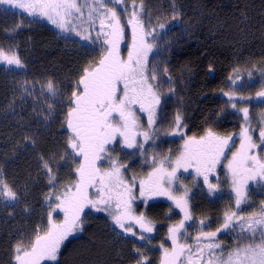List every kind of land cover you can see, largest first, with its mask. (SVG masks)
<instances>
[{"label": "rangeland", "instance_id": "374dc122", "mask_svg": "<svg viewBox=\"0 0 264 264\" xmlns=\"http://www.w3.org/2000/svg\"><path fill=\"white\" fill-rule=\"evenodd\" d=\"M23 2H28V0H23ZM102 2L106 7H101V0H75L80 11L77 12L73 9L70 15L65 16L63 29L53 24L47 17L30 15L25 9L0 4V31L3 34L0 40V49L8 53L14 52L23 65L18 67L0 62V74L6 80L1 82L5 84L9 93L7 101L0 103V138L3 139L0 146L4 147L5 150L4 154L3 151H0V181L7 183L17 193L16 200H9L0 196V236L8 235L15 246L20 244L22 248L30 249L35 236L46 232L48 225L45 218H41L40 213L39 219H37L36 209L31 208L33 203L31 196L26 197L31 199L27 204L17 183L10 182L4 166L28 155L31 158L29 160L36 162L37 167L40 166L45 174H49L50 177L55 175L53 170L56 169V161L60 151L52 152L49 156L51 160H48L45 154L39 153L38 144L46 136L53 137L56 142L58 138L56 130L59 127L66 129L63 134L65 137L69 136L64 120L67 111L72 107L70 103L72 99L71 89H78V80H72L71 75L62 74L54 65H51L49 57L61 48L62 51L70 53L71 57V54L75 53L78 56L82 54V57L85 54L102 53V43L107 38L105 34L108 33L109 27L108 6L115 9L128 36L126 16L129 14L131 16L133 11L137 12L139 20H143L144 14H146L153 26L163 23L165 25L163 30L178 25L161 38L150 43L152 50L147 56L146 74L149 77V83L153 85V91L160 99L159 105L155 108L154 122L149 125L148 112H134L132 118L135 120V128L133 130L141 133L135 137V146L129 148L124 141L121 142V145L113 142L116 147L109 150L107 156L105 155V166L101 168L103 173L111 171L113 166L120 167L124 182L132 187L131 207L133 215H141L151 221V207L155 208L157 213L159 211L157 204L166 205L174 202L168 195H152L154 197L152 199L147 194L141 196L140 181L148 179L149 173L153 171L154 165H157L159 161H164V167L171 170V165L181 156L185 141L189 138L199 140L208 136V133L198 135V137L189 135L188 112L183 104L176 105L177 96L173 90V83L168 77L170 68L167 64V59L177 51L180 41L187 40L197 31L204 30L203 17L200 16L196 21H180L182 9L178 0H123L121 4H117L115 0H110V4L104 0ZM141 4L142 9L140 8ZM102 20L103 25L101 24ZM149 20L146 22L148 27L150 26ZM46 28L53 31L58 37V41L56 40L57 42L50 50L46 49L47 46L45 47V42H49V40L42 37ZM85 36L88 39H85ZM128 41L129 39H127ZM153 69H155V80L151 79ZM260 71L238 73L232 80L233 86L224 92L225 97L227 96L229 99L231 112L236 115L235 119L239 120V126L227 134L216 136L221 139L230 138L227 147L234 143L227 155L226 163L219 172L216 173L217 165L213 172L208 173V183H205L203 174L198 175L196 165L192 164L188 166L187 171L184 168L176 170V174H182V176H176L171 186L167 181L164 182L165 188L171 195L175 196L174 192L178 196L186 195L187 208L195 207L192 210L194 221L186 229L189 238L188 249L184 254L182 264H208L210 259L212 264H223L228 254L233 252L238 244L246 243L243 237L247 233L241 232L239 226L234 225L228 233L221 234L219 237L215 236L212 239L211 242L219 243L220 248L212 250L205 248L203 254L199 251L209 242L200 233H217V229H220L225 219V214L237 210L235 206L236 194L232 187V175L227 164L232 155L240 149V136L245 128L249 129V135L252 136L253 142L260 145V147L253 149V153L264 159V153L260 150L264 148V144H261L260 139H258L259 131L264 129V97H257L258 92L264 91V74ZM48 81L53 82L55 95L47 89ZM233 104L236 106L233 107ZM242 108L248 109L247 120L240 110ZM177 115L180 117L179 129H176L175 126ZM8 130L12 131L11 138L5 139ZM143 132H148L151 137L147 142L144 141ZM215 135L217 134L215 133ZM119 138L123 139L120 135ZM141 145L143 146L141 147ZM9 147L12 148L13 153L6 157L5 154L9 153ZM45 162L51 169L50 172L44 167ZM62 176L72 181L75 180L68 171ZM258 179L259 176L252 180ZM209 184H216L218 187L216 190H210ZM69 187L71 186L66 188ZM97 187L99 185L94 186L92 190L96 192ZM258 188L250 187L247 191L249 203L241 204L242 207L237 215L247 217L252 213L261 211V208L264 207V195H255L257 193L255 191L264 194V188ZM134 191L137 192L136 195H134ZM56 205L50 204L45 210V214L58 212L59 209L56 208ZM112 205L114 207V204H110L108 211H97L96 208L90 207L88 213L93 212L107 216L112 211ZM98 207L103 208L99 205ZM172 212L174 215L171 222L177 226V222H179L177 220L181 218L180 213L178 211L176 213L173 208ZM167 215L169 216V214ZM201 221L203 224L200 223ZM77 234V232H73L68 238ZM157 234L158 236H165L160 230H157ZM257 235H259V230ZM144 254L149 257L147 249L144 250ZM13 258L14 264H18L15 256Z\"/></svg>", "mask_w": 264, "mask_h": 264}, {"label": "trees", "instance_id": "16d2710c", "mask_svg": "<svg viewBox=\"0 0 264 264\" xmlns=\"http://www.w3.org/2000/svg\"><path fill=\"white\" fill-rule=\"evenodd\" d=\"M104 1L108 4L111 3L110 0ZM178 2L182 9L180 21H196L202 16L204 30L197 31L189 39L180 41L177 51L172 53L167 59V64L170 68L168 77L173 83V90L177 96L176 105L183 104L188 112L189 135L198 137V135L209 133L210 131L214 132V135L216 133L217 135L215 136H222L237 129L239 126V120L235 119L236 115L231 112L229 99L227 96L225 97L224 93L233 86L232 80L238 73L243 74L248 71L255 73L261 70L260 72L264 74V0H178ZM108 19L109 25L112 24V20L109 17ZM129 19H131L130 14L126 16L128 36L119 18L120 25L123 27V38L119 42V55L124 60L127 59L128 51L132 48V25L127 23ZM147 20L149 19L146 14H144L143 20L140 19L144 25L145 32L154 29L152 35L147 37L148 43L161 38L165 33L178 26L174 25L161 31L160 23L153 26L149 20L150 26L148 27L146 24ZM111 30L108 27V32ZM2 36L3 34L0 31V40ZM42 37L49 40V42H45V47L47 46L46 49L49 50L58 41L57 35L47 28ZM127 39H129L128 42ZM108 47L109 45L103 42L102 53L85 54L83 56L85 59H82V54L78 56L76 53L71 54V57L70 53L62 51L61 48L49 57V61L62 74L71 75L72 80L77 79L79 81L85 69L90 71L98 66L99 61L106 55ZM0 79L1 103L2 101H7L9 93L5 84L1 82L2 80L6 81L1 74ZM73 91L78 92V89H71V98ZM134 112L142 113L140 105L134 104L131 106L132 115ZM68 119V113H66L64 123L69 136L65 137L63 134L66 129L59 127L56 130L58 136L56 142L53 137L46 136L38 144L39 153L45 154L48 160H51L49 156L52 152L60 151L56 161V169L53 170L55 175L52 177L54 179H50L49 174H45L40 166L37 167L36 162H31L29 160L31 158L28 155L22 156L21 160L10 162L5 165L6 168L4 166L10 182L17 183L27 204L31 199L26 197L31 196L33 200L31 208L36 209L35 213L38 215V218H36L39 219L40 213L41 218H45L48 227L50 220L57 224L63 222V211L59 210L54 214H51V212L45 214V210L50 204L59 203L56 200V196H60L66 187L73 186L78 182L79 174L76 169L83 162L82 157L71 158L69 156L72 151L69 147V138L72 135V131L68 128ZM111 122L116 127L121 124L116 114H113ZM11 133L12 131L8 130L5 139L11 138ZM2 141L3 139L0 142ZM122 141L123 139H120L119 134H117L114 141L105 145V152L101 153V159L96 162V167L101 173V170H103L101 168L105 166L104 162L108 151L116 147L114 146L115 144L121 145ZM233 144L231 143L225 148L224 154L220 157V162L217 164L216 173L226 163L227 155L233 148ZM1 148L2 150L0 151H3L4 154V147L0 146ZM8 149L9 153H7L8 155L5 154L6 157L11 156L10 153H13L11 147ZM35 154H37V151H35ZM66 171L70 173L71 177L75 178L74 181L62 176ZM176 176L181 177L182 174H176ZM211 179L213 180V178ZM211 179L210 182H212ZM253 181L252 179L248 181L247 191ZM61 182L63 183L60 184ZM92 189L93 187L88 189V194L89 198L94 200L97 196ZM136 194L137 192L135 193L134 191V195ZM174 194L176 197H183L186 200V195L178 196L175 192ZM255 195L258 194L255 193ZM149 196L150 199L154 198L152 195ZM99 206L105 207L103 205ZM90 207L92 208L90 205L85 207L81 213V230L75 231L78 233L77 235L70 236L67 240H64L57 254V259L55 261L44 260L42 264H137V261L141 258H144L145 264H164L165 249L168 250L170 256L175 247L170 239L169 232L170 228L176 226L174 222H171V218L174 215L172 208L176 213L177 211L180 213L179 216L184 223V228L180 229L178 239V244L185 246L184 253L177 261V264H182L184 254L188 249L189 238L186 229L194 221L192 210L195 207L187 208L191 219H185L184 211L176 207L175 202L166 205L157 204L159 209L157 213L155 208L151 207L150 209L151 221L149 222L153 227V231L151 233L143 232L136 225L134 226V231L137 233L136 236H131L119 229L114 224L111 215H107V217L103 214L88 213ZM241 207L242 205H240ZM240 208L236 210L237 214ZM111 209L112 211L115 210L113 205ZM135 216L141 215L135 214ZM181 218L177 220L179 221L177 222L178 225ZM231 228L223 229L221 226V231L217 232L216 237L228 233ZM157 230L163 232L165 236H158ZM118 232L120 233L119 235L117 234ZM141 235L147 239L140 240L139 237ZM13 243L8 238V235L0 236V264H14L13 257L16 256V246ZM145 249L149 251V257L145 256Z\"/></svg>", "mask_w": 264, "mask_h": 264}, {"label": "snow or ice", "instance_id": "6c2138e0", "mask_svg": "<svg viewBox=\"0 0 264 264\" xmlns=\"http://www.w3.org/2000/svg\"><path fill=\"white\" fill-rule=\"evenodd\" d=\"M117 4L123 0H115ZM0 4L12 5L13 7L25 9L30 15L47 17L53 24L60 28L65 27V16L70 15L74 9H80L75 0H0ZM101 7L106 5L101 0ZM135 7V5H134ZM142 4L140 8L142 9ZM108 17L112 20L109 27L112 29L106 33L105 44L109 45L106 55L99 61L98 66L90 71L85 69L83 76L78 81V92L73 91L70 101L72 107L68 112V128L72 135L69 138V153L71 158L82 157L76 172L79 174L78 182L65 188L60 196H56V208L63 211L64 220L57 224L49 222V227L43 234H37L31 243L30 250L24 249L20 244L16 246L15 260L18 264H42L44 260L55 261L61 244L73 232L81 230V213L87 206L96 208L97 211H108V206L114 202V211L110 212L114 224L124 233L136 236L134 226L138 225L143 232L151 233L153 227L143 216H135L131 207L132 187L126 184L121 176L120 167L113 166L111 171L101 173L96 167V162L101 159V153L105 152V145L115 140L119 134L124 143L129 147L135 146V137L141 133L135 132V120L132 118L131 106L140 105L141 111L148 112V123L151 125L155 108L160 103L159 96L153 91V85L149 83L146 74L147 56L152 50L147 37L152 35L153 30L144 31L143 23L138 19L136 11L131 13V19L127 21L132 25V48L128 51L127 59H121L119 55V42L123 38V27L114 8L107 9ZM175 19V16H173ZM103 25V20L101 21ZM165 27L163 23L159 25ZM88 39L87 36L84 37ZM0 62L8 65L22 67V62L14 52L8 53L0 49ZM151 79L155 80V69L152 71ZM47 89L55 95V86L52 81L46 84ZM119 93V95H118ZM257 97H264V91L257 93ZM233 107L236 105L233 104ZM244 118H248V109H240ZM116 114L121 124L116 127L111 119ZM176 129L180 128V117H176ZM175 134V133H173ZM144 141L151 137L148 132L142 133ZM230 139V138H228ZM228 139H221L209 132L206 138L196 140L189 138L185 141L184 151L171 165V170L164 167V161L154 165L153 171L149 173L148 179L140 181V195H168L174 200L176 207L181 208L185 213V219H191L187 201L183 197H176L164 187L167 181L171 186L176 178V170L195 164L198 175L203 174L204 182L208 183V173L212 172L220 162L224 150L228 145ZM261 144H264V129L258 134ZM240 149L234 153L228 161L227 167L232 175V187L236 194L235 206L240 208L241 204H248L247 181L256 179L258 176L264 179V159L253 153V149L260 147L252 140L249 129L245 128L240 136ZM143 145H141L142 147ZM264 153V148L260 149ZM44 167L50 172L47 162ZM203 169V172H202ZM54 179V177H50ZM135 179L134 177L132 178ZM99 185L96 188L97 199L89 198L88 189ZM216 184H209L210 190L217 189ZM0 196L9 200H16L17 193L0 181ZM98 205L105 207L101 208ZM203 224V221L200 222ZM238 225L241 232H246L243 237L246 241L243 245L238 244L223 264H264V207L259 213H252L247 217L237 215L236 212L226 213L223 229H229ZM210 227V225H208ZM184 228L183 221L179 225L169 229L170 239L174 250L169 256L165 249L164 264H177L179 257L184 253L185 246L178 244L180 229ZM259 230V235L257 231ZM221 229H217V232ZM120 234L119 232L117 233ZM216 232H201L209 242L200 248L203 254L205 248L208 250L220 248L219 243L211 242ZM140 240L147 239L141 235ZM199 240V237H197ZM256 241H259L258 243ZM162 247V246H161ZM139 251V249H137ZM137 264H145L144 258L137 261ZM208 264H212L211 259Z\"/></svg>", "mask_w": 264, "mask_h": 264}, {"label": "flooded vegetation", "instance_id": "af4514ba", "mask_svg": "<svg viewBox=\"0 0 264 264\" xmlns=\"http://www.w3.org/2000/svg\"><path fill=\"white\" fill-rule=\"evenodd\" d=\"M135 105H139V104H135ZM253 185V186H252ZM251 186L252 187H259V188H264V179H261L260 177H259V179L258 180H254L253 181V183L251 184ZM257 194L258 195H264L262 192H259V191H257Z\"/></svg>", "mask_w": 264, "mask_h": 264}]
</instances>
